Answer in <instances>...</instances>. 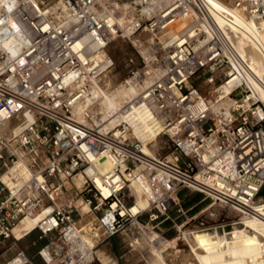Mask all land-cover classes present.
Here are the masks:
<instances>
[{
	"label": "built area",
	"instance_id": "1",
	"mask_svg": "<svg viewBox=\"0 0 264 264\" xmlns=\"http://www.w3.org/2000/svg\"><path fill=\"white\" fill-rule=\"evenodd\" d=\"M216 1L258 24L264 57V0ZM230 22L207 0H1L0 123L22 121L11 136L0 131V247L21 240L14 229L25 219L38 218L22 238L46 241L39 263L18 249L6 264H93L126 225L154 230L186 217L181 189L210 202L198 227L260 216L264 82ZM142 31L151 50L135 47L141 63L127 60L123 82L138 93L104 116L91 100L114 67L108 49ZM134 108L157 119L169 154L143 151L125 119ZM135 187L146 209L133 211Z\"/></svg>",
	"mask_w": 264,
	"mask_h": 264
},
{
	"label": "bare ground",
	"instance_id": "2",
	"mask_svg": "<svg viewBox=\"0 0 264 264\" xmlns=\"http://www.w3.org/2000/svg\"><path fill=\"white\" fill-rule=\"evenodd\" d=\"M233 1L230 0L229 5H232ZM207 2L219 14L231 21L229 23L231 34L235 36L240 49L247 55L253 71L264 82V57L259 51L257 44L259 42L258 24L255 21L245 19L237 11H231V6H225L216 0H207ZM217 19L220 24H223V18L219 17ZM117 23L122 24L120 19L117 20ZM129 42L138 49L143 57H146L151 50L152 38L144 31L130 37ZM106 77L107 75L101 78L100 83L97 84L99 91L96 88L94 89L91 103L99 101L100 113L104 116H112L114 112H117L125 103L134 98L138 93V88L130 83H128L129 85L122 83L115 90L108 91L103 86V79ZM226 91L227 89H224V92ZM260 98L264 102V91L260 93ZM76 111L79 112L80 108ZM125 119L130 124L135 136L143 143V151L151 156L156 154L157 137L161 128L157 119L147 110L141 108H134ZM21 121L20 119H5L0 123V131L5 135L11 136L21 129ZM109 168V164L105 163L101 171H107ZM3 181L8 182L6 175L3 176ZM75 184H80L79 179H75ZM135 190L136 205L133 211L138 208L146 209L147 202L142 197L141 191L136 187ZM254 209L260 216L244 221L243 225L240 226L242 231H238L243 237L241 238V235L237 234V237L240 238L238 240L241 245L240 250L229 239L234 234L230 232H233L234 228L239 227L237 225L224 228L223 230H217L213 227H194L185 231L183 237L185 239V235H187L192 245L193 264H264V202L256 204ZM37 220L38 218L21 221L14 229L15 237L19 238L27 231L32 230ZM83 226L84 222L81 224V227ZM246 226H249L250 230ZM152 236L157 244L162 246L168 244V241H164L156 233L152 232ZM97 258L101 263H106L103 255H98Z\"/></svg>",
	"mask_w": 264,
	"mask_h": 264
},
{
	"label": "rangeland",
	"instance_id": "3",
	"mask_svg": "<svg viewBox=\"0 0 264 264\" xmlns=\"http://www.w3.org/2000/svg\"><path fill=\"white\" fill-rule=\"evenodd\" d=\"M225 1L229 2L230 0ZM108 52L114 59V67L107 77L103 79V86L108 91H112L128 79L131 67L127 64V60L133 58V66H138L141 63V58L136 53L135 47L129 41L122 39H116L110 45ZM156 147V154L160 156H165L170 152L169 142L165 138L158 139ZM184 194V192L179 193L177 198L182 199ZM199 198L197 197L195 200ZM207 202L210 203L208 200ZM170 215L172 216L171 218L176 217L174 212ZM202 216L203 214L200 213L189 212L186 217H180L173 222L168 220L154 230L144 227L139 229L128 224L116 236L106 240L97 247L93 264H103L97 258L98 255H103L107 264H193L192 245L187 235H185L184 239L183 233L198 227ZM184 223V228L180 229L179 226ZM246 228L250 230L249 226H246ZM238 231H242L240 226L230 232L234 234L229 239L240 250L241 245L239 244L240 241H238L240 238L237 237V234L239 235L240 233ZM152 232L156 233L164 241H168V244L164 246L157 244ZM37 235L36 232H33L21 238L17 243L8 241L7 245L14 246L13 251L22 250L25 255L39 263L40 256L37 253L46 241L36 242ZM241 238H243L242 235ZM34 242H36L35 245H33ZM7 248L0 249V254L6 251ZM13 251L11 250V254H13ZM0 264H2L1 261Z\"/></svg>",
	"mask_w": 264,
	"mask_h": 264
},
{
	"label": "crops",
	"instance_id": "4",
	"mask_svg": "<svg viewBox=\"0 0 264 264\" xmlns=\"http://www.w3.org/2000/svg\"><path fill=\"white\" fill-rule=\"evenodd\" d=\"M182 192H184L185 194L183 195L182 199L178 200L180 201L182 208L188 211V213L194 212L195 214H198L207 207L208 202L204 201L203 196L201 194L186 189H181L179 191V193ZM197 197L200 198L198 200H195ZM29 231H27L26 233H28ZM26 233L21 235L18 239H21ZM7 243L8 242L3 243V245L0 247V249H5L6 247H8L6 251L0 254V261L2 262V264H6L9 259H11V257L13 256V254H11V250L13 251L14 248H11L12 246H8Z\"/></svg>",
	"mask_w": 264,
	"mask_h": 264
}]
</instances>
